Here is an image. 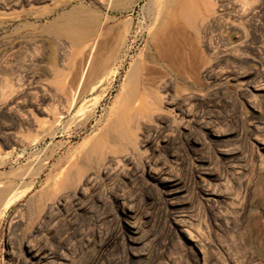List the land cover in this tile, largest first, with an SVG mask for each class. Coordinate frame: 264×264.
<instances>
[{"label": "rangeland", "instance_id": "1", "mask_svg": "<svg viewBox=\"0 0 264 264\" xmlns=\"http://www.w3.org/2000/svg\"><path fill=\"white\" fill-rule=\"evenodd\" d=\"M135 1L0 0V264H264V0H193L170 69L145 60ZM76 6L96 34L129 31L118 71L79 88L84 55L42 31ZM134 63L119 138L109 111Z\"/></svg>", "mask_w": 264, "mask_h": 264}, {"label": "bare ground", "instance_id": "2", "mask_svg": "<svg viewBox=\"0 0 264 264\" xmlns=\"http://www.w3.org/2000/svg\"><path fill=\"white\" fill-rule=\"evenodd\" d=\"M98 1L101 3H105V7L108 9V11L112 12L127 7L132 3L136 4L135 0ZM148 3V11L152 15L150 20L151 23H148L151 24L150 28H152L153 31L150 35L151 53L149 55H146L145 60L148 62H153L159 68L170 69V49H174L176 41L174 40L175 35L173 36V34L177 33L179 35L181 33L180 35L182 36V34H184L183 31H185L182 27L183 24L188 27H192L193 19L196 18V8L193 0H149ZM208 6H211L210 3L205 2L204 7L207 8ZM129 22L130 21L128 20L126 24H128ZM99 27L100 21L98 16L94 15L86 7L76 6L69 12L60 15L58 18L56 17L54 21L49 23L42 30L48 33H53L57 36L64 37L68 40L69 48L71 49L72 53H79L84 55L85 59L83 58L84 64L82 66V70L80 73H78V78H76L78 79L77 88H79V86L84 83L85 86H88V83H90L93 78H97L96 84L98 85L102 83L103 80L107 77L113 76L121 66L119 64V58L125 53L129 31L125 29L121 32H115V35L109 34L110 36H108L107 34L113 30V27L107 26L105 28V32L96 34V31L99 29ZM145 66L146 65H144L143 63H141V65L134 63V65L126 72L119 92L115 96V99L113 98L114 100L112 102V105L110 106L109 112L112 114V118L107 125V132H113L117 134L119 138L129 135L128 121L131 117L130 112H132V110L134 111L132 105L136 100V96L139 90V77L141 71L145 69ZM77 99L78 98L74 94L69 101L70 107L68 109H73L76 106ZM149 100L150 99H148V102ZM151 101L149 102L150 104ZM134 118L132 121H134ZM141 119H143V117ZM101 146L102 141L98 139L94 142L93 150L100 151ZM6 197L7 189L0 188V201H2V207H6L11 200V197Z\"/></svg>", "mask_w": 264, "mask_h": 264}]
</instances>
